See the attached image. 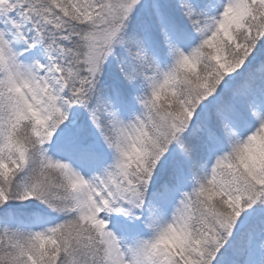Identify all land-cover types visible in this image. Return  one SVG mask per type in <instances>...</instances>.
Masks as SVG:
<instances>
[{"label":"snow or ice","instance_id":"snow-or-ice-1","mask_svg":"<svg viewBox=\"0 0 264 264\" xmlns=\"http://www.w3.org/2000/svg\"><path fill=\"white\" fill-rule=\"evenodd\" d=\"M0 264H264V0H0Z\"/></svg>","mask_w":264,"mask_h":264}]
</instances>
